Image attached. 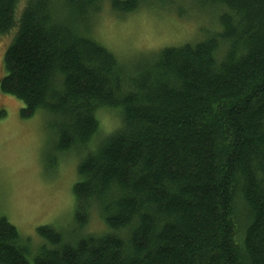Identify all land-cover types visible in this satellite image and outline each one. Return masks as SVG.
<instances>
[{"label":"trees","instance_id":"16d2710c","mask_svg":"<svg viewBox=\"0 0 264 264\" xmlns=\"http://www.w3.org/2000/svg\"><path fill=\"white\" fill-rule=\"evenodd\" d=\"M105 1L0 0V37L12 36L0 92L23 119L51 117L59 152L81 157L77 228L96 209L110 231L70 244L40 227L51 247L34 263L264 264V0H194L218 13L217 31L126 64L92 38ZM109 1L122 15L176 6ZM103 110L121 125L98 139ZM32 253L0 217V264Z\"/></svg>","mask_w":264,"mask_h":264},{"label":"rangeland","instance_id":"374dc122","mask_svg":"<svg viewBox=\"0 0 264 264\" xmlns=\"http://www.w3.org/2000/svg\"><path fill=\"white\" fill-rule=\"evenodd\" d=\"M174 1L176 6L166 9H155L161 6L154 3L122 15L113 11L107 0L94 21L92 38L126 64L135 58L155 56L167 47L203 40L218 30L217 12H197L194 0ZM180 5L189 12L183 18L177 16ZM11 37H0V70ZM23 108V102L0 92V109L6 112L0 120V217L31 242V262L35 264L37 251L44 245L51 247L38 235L40 227H53L63 243L70 244L87 235L102 236L110 231L96 209L88 225L82 230L77 228L73 188L79 180L81 157L59 152L55 132L48 126L51 117L46 112L41 110L33 118L23 119ZM99 121L98 139L120 127L121 115L103 110ZM116 235L126 236L123 232Z\"/></svg>","mask_w":264,"mask_h":264}]
</instances>
